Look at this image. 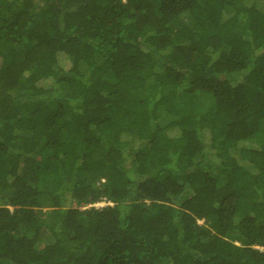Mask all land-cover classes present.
<instances>
[{"label":"trees","instance_id":"16d2710c","mask_svg":"<svg viewBox=\"0 0 264 264\" xmlns=\"http://www.w3.org/2000/svg\"><path fill=\"white\" fill-rule=\"evenodd\" d=\"M0 264H264V0H0Z\"/></svg>","mask_w":264,"mask_h":264},{"label":"rangeland","instance_id":"374dc122","mask_svg":"<svg viewBox=\"0 0 264 264\" xmlns=\"http://www.w3.org/2000/svg\"><path fill=\"white\" fill-rule=\"evenodd\" d=\"M105 205V203H101V204H98L97 206H104Z\"/></svg>","mask_w":264,"mask_h":264}]
</instances>
